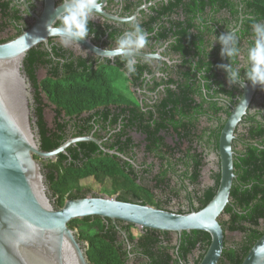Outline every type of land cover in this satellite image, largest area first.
Wrapping results in <instances>:
<instances>
[{
    "label": "trees",
    "instance_id": "trees-1",
    "mask_svg": "<svg viewBox=\"0 0 264 264\" xmlns=\"http://www.w3.org/2000/svg\"><path fill=\"white\" fill-rule=\"evenodd\" d=\"M201 5L203 9L207 6L217 7V11L230 9V16L236 22L240 20L242 5L244 19L241 29L237 31L240 50L243 48V40L247 35H253L252 23L264 21V0H230V3L228 0H201ZM0 8L3 25H7L10 19H19L17 11H9L7 2L0 3ZM51 48L52 51L44 44H40L28 52L24 61L26 72L35 88L37 123L42 149L46 151L58 148L72 137L90 135L96 125L103 126L108 120L110 123H116L117 115L110 118L113 105L133 102L129 94L119 91L116 87L117 82L129 80L127 70L122 64L96 65L90 58L76 55L74 51L62 45L51 44ZM235 63L239 64L237 58ZM219 64H221V58ZM39 68L46 70L45 76L41 79L38 74ZM244 68L241 67L242 76ZM202 78L207 82L204 85L207 93L203 91L199 95L204 100L211 101V110L214 113L225 110L229 116L232 105L237 103L242 93L240 86L230 85L228 90L220 77L216 78L215 75L208 74L203 75ZM212 80H215L216 84L213 90L210 85ZM190 91V89H179L170 93L169 103L172 105L162 109L159 118L168 117L176 131L183 127L184 133H179L180 138L192 144L196 139H202L203 135L196 138L195 132H192L191 127L196 123L195 111L200 106ZM258 94L259 97H255L248 115L244 117L236 132L234 140L236 179L231 191V202L220 218L224 230L239 233L241 239L229 241L226 236L225 248L218 264H242L251 248L264 234V88L260 87ZM222 95L230 96V108L225 109L216 100ZM48 106L53 107L55 114L52 127L49 126L45 117ZM142 124L140 126L146 127L144 122ZM223 126L224 124L219 128L218 137ZM122 135L123 133L114 137L106 144V147L112 150L116 148L119 152L125 153V145L131 142V138L125 142L120 138ZM94 136L100 138L98 132H95ZM149 137L153 144L159 140L162 141L155 132ZM167 146L173 151L168 154H158L157 160L162 170L155 176L159 186L168 188L167 190L162 187L163 193L169 195L165 204L179 197L181 191L169 183L171 180L167 179L163 169L172 168L170 170L177 173V166L182 164L187 168L184 176L194 187L192 195L198 203L194 210L204 208L218 190L221 171L219 170L216 174L213 185L202 190L199 185L204 156L191 146L177 157L175 155L177 148L170 144ZM44 167L48 183L59 207L63 206L67 199L97 195L92 192V188H85L84 182L103 181L111 177L115 190L121 191L118 195L119 200L166 209L154 202V194L151 191L136 185L131 175L133 165L130 161H125L116 154L106 153L94 142L72 144L67 148V154H59L56 161L51 159L44 161ZM179 213L186 212L180 210ZM112 222L110 219L97 216L70 222V227L78 229L80 239L88 243L87 253L92 264H126L124 259L126 250L124 245L117 241L116 225ZM128 226L136 236L138 228L130 223ZM144 231L159 232L167 236L170 234V232L153 229H144ZM183 238L185 239L179 245V253H175L176 256L185 264H190L189 257L198 250V256L193 258L194 264H200L211 244V235L205 231H191L183 232ZM154 240L156 237L153 235L146 237L141 243L145 246L146 252L151 255L153 262L175 264L173 255L169 252L157 259L152 248L156 242ZM172 248L176 252L177 246Z\"/></svg>",
    "mask_w": 264,
    "mask_h": 264
},
{
    "label": "flooded vegetation",
    "instance_id": "flooded-vegetation-1",
    "mask_svg": "<svg viewBox=\"0 0 264 264\" xmlns=\"http://www.w3.org/2000/svg\"><path fill=\"white\" fill-rule=\"evenodd\" d=\"M228 1L230 3V0ZM3 2L8 3L10 12L17 11L20 17L18 20L10 19L7 21V25H3L0 8V42L14 40L29 29L36 21L35 15H41L45 7V0H0V3ZM60 4L61 0H56V7H60ZM201 6V0H101V12L90 21V35L87 37L104 50L114 49L117 46L116 41L124 31L128 30L129 25L122 20L110 18L104 13L122 19L125 16H135L141 26L150 34L148 46L139 52L148 56L137 55L135 72L131 74L126 72L129 80H124L125 87L133 102L113 105L110 118L117 115V122L110 123L108 120L103 126L96 125L90 135L98 132L99 140L108 150L112 149L107 148L106 144L117 135L123 133L120 138L125 142L131 138V142L125 145V153L119 152L116 148L112 151L118 152V156L125 161H130L133 165L131 175L136 185L151 191L154 194L155 203L161 204L166 208L165 210L178 213L180 210L189 213L198 205L192 195L194 187L184 176L187 169L184 165L177 166V173L172 172V168L165 167L163 170L166 172L167 179L171 180L169 183L181 191L179 197L173 198L166 205L169 195L163 193L162 187L166 188L167 186H159L158 181L155 180V176L162 170L160 162L157 160L158 154L171 153L173 150L167 146L170 144L177 148L175 155L178 157L192 146V149L204 156L200 188L203 190L213 185L215 176L220 170L218 132L221 125H225L228 116L225 110L214 113L211 110V101L204 100L199 95L203 91L207 93L204 87L207 82L202 76L211 74L216 78L220 77L224 80L226 88L230 90L227 73L220 67V65H224V56L221 55L222 46L218 40L214 41L221 34H226L230 30L239 31L244 19L242 5L238 22L230 16V9L217 11V7L207 6L203 9ZM252 36L247 35L243 40V48L237 57L241 67L247 65V48L251 43ZM42 44L50 51H52L51 44L62 45L74 51L76 55L90 58L96 65L118 66L122 64L125 67L124 60L120 55H115L113 58L99 56L74 42L65 46L57 37L50 38L49 46L45 43ZM212 44L213 47L207 54ZM152 53H158L160 58L153 57ZM220 58L221 64H219ZM226 62L230 63L227 57ZM41 72H44L45 76L46 70L39 68L40 79L43 77L40 76ZM121 83L122 80L116 84L119 91H122ZM210 85L213 90L216 85L215 80H212ZM179 89H190L200 106L195 111L196 123L191 128L192 132H195L196 138L200 135H203V138L196 139L192 144L180 138L179 133H184L183 127L176 131L168 117L159 118L161 110L172 105L169 103V94L179 91ZM256 97L258 98L259 94ZM216 100L225 109L230 108L229 95H222ZM139 116L141 117L138 118ZM142 122L146 124V127L140 126L143 125ZM160 122L163 124L160 125ZM179 122H183V120H179ZM153 132L157 133L158 138L163 142L159 140L153 144L149 137ZM149 167L152 168L147 169ZM166 189L168 190V188ZM120 193L119 190L117 198ZM107 223L109 226V222ZM112 223L116 225L117 241L122 243L126 250L124 253L126 264H166L159 261L153 262L151 255L146 252L145 246L141 245L146 237L153 235L156 237L154 240L156 242L152 248L157 259L164 257V253L169 252L175 260L173 263L185 264L175 254L179 253V245L185 239L183 232H170L167 236L138 228L137 235L134 236L133 231L129 229V223L119 220ZM174 246H177L176 252L172 248ZM198 254L199 251L196 250L189 257L190 264H194L193 257H197Z\"/></svg>",
    "mask_w": 264,
    "mask_h": 264
},
{
    "label": "water",
    "instance_id": "water-1",
    "mask_svg": "<svg viewBox=\"0 0 264 264\" xmlns=\"http://www.w3.org/2000/svg\"><path fill=\"white\" fill-rule=\"evenodd\" d=\"M55 2L45 0L42 14L35 15L36 21L29 29L14 40L0 42V264H92L88 243L80 239L78 229L70 227V222L96 216L127 222L141 230L208 232L211 244L200 264H218L229 233L220 218L231 202L236 179L234 140L261 86H253L249 81L237 83L242 93L232 105L220 134V184L204 208L178 213L103 195L67 199L59 207L47 180L44 161H56L59 154H67V148L79 142H94L107 153H119L106 149L93 134L70 138L51 151L42 149L35 88L24 61L31 49L42 43L49 46L53 37L48 34L47 24L60 9ZM78 44L99 56H115L104 53L87 38ZM223 59L227 65L226 56ZM242 264H264V234Z\"/></svg>",
    "mask_w": 264,
    "mask_h": 264
},
{
    "label": "clouds",
    "instance_id": "clouds-1",
    "mask_svg": "<svg viewBox=\"0 0 264 264\" xmlns=\"http://www.w3.org/2000/svg\"><path fill=\"white\" fill-rule=\"evenodd\" d=\"M101 12V0H61L60 9L55 19L47 24L49 36L59 38L65 45L87 38L90 35L89 24L95 16ZM123 22L129 25L128 30L116 41L114 49H105L104 53L109 56L120 55L125 63L127 73H134L137 64V54L149 44V33L141 26L135 16H125ZM252 40L247 48V65L241 75V66L235 63L240 55L239 36L233 29L226 34H221L214 41L220 43L221 55L231 61L227 65H220L227 73L228 83L235 85L238 82L249 81L253 86L259 85L264 88V21L253 22ZM213 42V43H214ZM79 45V44H78ZM212 46L208 49L211 50ZM153 57L158 53H152ZM246 104V102H245Z\"/></svg>",
    "mask_w": 264,
    "mask_h": 264
},
{
    "label": "rangeland",
    "instance_id": "rangeland-1",
    "mask_svg": "<svg viewBox=\"0 0 264 264\" xmlns=\"http://www.w3.org/2000/svg\"><path fill=\"white\" fill-rule=\"evenodd\" d=\"M40 76H44V72L40 73ZM121 90L123 93L128 94V89L125 87V82L122 81ZM45 117L49 124V126H53L54 124V118L55 114L53 112V107L48 106L45 111ZM83 186L85 188H92V192L97 195H103L106 197H116L118 192L115 190L114 185L112 183L111 178H106L105 180L101 181H90V182H84ZM241 235L239 233H228V240L234 241V240H240Z\"/></svg>",
    "mask_w": 264,
    "mask_h": 264
}]
</instances>
